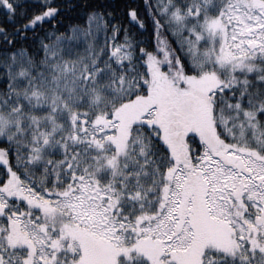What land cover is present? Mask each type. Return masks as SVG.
I'll list each match as a JSON object with an SVG mask.
<instances>
[{"label": "snow or ice", "instance_id": "snow-or-ice-1", "mask_svg": "<svg viewBox=\"0 0 264 264\" xmlns=\"http://www.w3.org/2000/svg\"><path fill=\"white\" fill-rule=\"evenodd\" d=\"M0 264H264V0H0Z\"/></svg>", "mask_w": 264, "mask_h": 264}]
</instances>
